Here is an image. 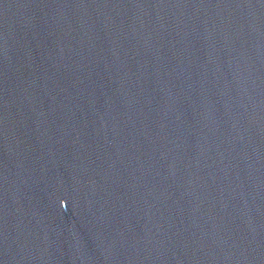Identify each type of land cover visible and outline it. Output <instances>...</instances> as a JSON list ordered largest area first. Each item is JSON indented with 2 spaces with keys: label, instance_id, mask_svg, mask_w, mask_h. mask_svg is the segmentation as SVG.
<instances>
[{
  "label": "water",
  "instance_id": "95a60500",
  "mask_svg": "<svg viewBox=\"0 0 264 264\" xmlns=\"http://www.w3.org/2000/svg\"><path fill=\"white\" fill-rule=\"evenodd\" d=\"M0 264H264V0H0Z\"/></svg>",
  "mask_w": 264,
  "mask_h": 264
}]
</instances>
